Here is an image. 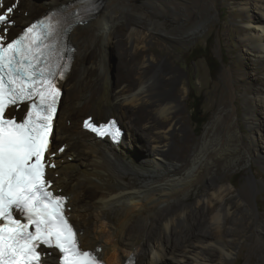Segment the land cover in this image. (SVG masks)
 <instances>
[{
    "label": "bare ground",
    "instance_id": "bare-ground-1",
    "mask_svg": "<svg viewBox=\"0 0 264 264\" xmlns=\"http://www.w3.org/2000/svg\"><path fill=\"white\" fill-rule=\"evenodd\" d=\"M130 1L135 0H94L85 22L67 34L74 50L61 84H68L71 93L63 106L61 93L47 152L55 167L47 170L46 178L54 191L69 198L71 222L82 233L80 245L103 249L98 255L106 264H122L130 256L134 264H223L244 238L264 243V222L253 216L239 194L228 198L231 184L213 181L206 140L190 149L191 138L183 127H176L181 112L176 110L174 89L180 75L169 61L167 65L159 60L162 55L173 58V43L153 33L159 29L157 21L134 23L116 12ZM228 1L243 14L237 29L242 57L256 56L264 69V0ZM72 2L73 8L82 6L80 0H3V10L17 3L10 15L13 21L18 10L25 11L16 15L15 27H1L7 28L5 35L15 36L21 25ZM171 4L173 10L163 12L176 16L180 4ZM186 31L192 28L185 26L181 32ZM112 51L117 54L116 68L123 65V72L118 71L111 83L107 57ZM74 66L76 74L68 82ZM155 73L160 74L159 87L153 85ZM226 75H221L222 82ZM244 87L251 96H243V118L251 135L260 137L257 122L262 119L264 124V83L260 88L251 83ZM229 96L220 99L221 110L228 107ZM216 98L211 90L208 100L214 104ZM128 106L136 108L137 117L126 124ZM25 109L13 107L7 115L20 118ZM223 117L230 121L232 113ZM86 118L98 124L115 119L123 134L116 144L100 140L84 130ZM138 124L145 132L136 130ZM174 148L181 158L176 164L169 160ZM203 182L204 189L197 191ZM260 260L264 264V255Z\"/></svg>",
    "mask_w": 264,
    "mask_h": 264
},
{
    "label": "snow or ice",
    "instance_id": "snow-or-ice-1",
    "mask_svg": "<svg viewBox=\"0 0 264 264\" xmlns=\"http://www.w3.org/2000/svg\"><path fill=\"white\" fill-rule=\"evenodd\" d=\"M80 5L84 12L95 7L94 0ZM16 7L0 11V26H11ZM64 11L47 14L10 41L0 27V264H103V249L80 245L69 198L46 178L55 167L46 154L61 97L57 78L68 68L62 62ZM21 105H27L21 119L6 115ZM84 127L100 136L119 134L114 121L97 127L86 119ZM125 264H134V257Z\"/></svg>",
    "mask_w": 264,
    "mask_h": 264
},
{
    "label": "rangeland",
    "instance_id": "rangeland-1",
    "mask_svg": "<svg viewBox=\"0 0 264 264\" xmlns=\"http://www.w3.org/2000/svg\"><path fill=\"white\" fill-rule=\"evenodd\" d=\"M175 1L180 4L179 9L175 11L176 16L163 12L168 9L173 10L171 3ZM155 5L158 6L159 12ZM18 11L14 16V21L16 15L22 14L25 10ZM116 12L122 13L123 17L134 23L150 24L157 21L155 24L159 25V31L156 30L153 33L159 37L168 38L167 40L173 43L169 48L174 51L173 58L169 60L162 55L159 60L165 61L167 65L170 62V66L175 69V75H180L179 84L174 89L177 99L176 110L181 112L175 119L176 127H183L191 138L190 149H193L200 140H206L213 181H221L225 185L231 184L232 193L228 198L233 200L234 195L239 194L246 201L253 216L264 222V124L262 119L258 118L257 125L261 136L259 137V134L252 136L243 118L245 114L243 96L245 94L251 96V93L245 92L244 86L246 83H251L254 87L260 88L264 83V69L256 56H249L245 59L241 55L242 48L238 43L237 29L242 27L240 17L243 14L238 8L231 6L228 0H157L154 3L135 0L130 1L125 8H119ZM12 18L11 21H13ZM185 26H190L192 32L190 33L191 30L181 32ZM12 27H15V22ZM167 32L173 33L172 36ZM184 36H188V40ZM117 61V54L112 51L107 57L110 82L117 80L118 71L120 74L123 72V65L120 70L116 68ZM88 68L91 67L88 66ZM125 71L127 72V68ZM224 73L227 74L226 82L220 79ZM75 74L74 66L67 77V79L70 78L68 82L73 80ZM242 77L245 83L239 84ZM157 78L161 80L159 73H155L152 80L155 87H159ZM165 89H168V86ZM211 90L218 99L216 103L212 102L214 104L208 100ZM62 91L63 106L67 104L66 100L71 93V88L68 84H63ZM227 95H230L228 107L221 110L220 99L223 100ZM193 99L202 104L199 118L206 120L202 127H195L193 124ZM124 110L125 122L129 124L131 119L137 117L136 108L128 106ZM227 111L232 113L230 121L223 117ZM157 120H160V117H157ZM135 126L136 130L145 132L143 124ZM174 149L175 153L170 154L169 160H173L176 164L181 158L178 152V156L176 154L177 148ZM57 177L55 175V178ZM204 187L203 182L195 189L200 192ZM192 201L193 194H189V202ZM233 254L223 264H262L260 255H264V243L259 244L253 237H246L236 247Z\"/></svg>",
    "mask_w": 264,
    "mask_h": 264
},
{
    "label": "trees",
    "instance_id": "trees-1",
    "mask_svg": "<svg viewBox=\"0 0 264 264\" xmlns=\"http://www.w3.org/2000/svg\"><path fill=\"white\" fill-rule=\"evenodd\" d=\"M201 105V102H196L195 99L192 100V118L195 127H202L206 122L204 118H199L201 115Z\"/></svg>",
    "mask_w": 264,
    "mask_h": 264
}]
</instances>
